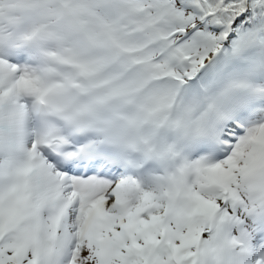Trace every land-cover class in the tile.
<instances>
[{
    "label": "snow or ice",
    "instance_id": "obj_1",
    "mask_svg": "<svg viewBox=\"0 0 264 264\" xmlns=\"http://www.w3.org/2000/svg\"><path fill=\"white\" fill-rule=\"evenodd\" d=\"M0 264H264V0H0Z\"/></svg>",
    "mask_w": 264,
    "mask_h": 264
}]
</instances>
